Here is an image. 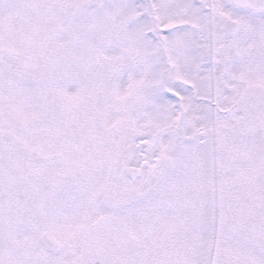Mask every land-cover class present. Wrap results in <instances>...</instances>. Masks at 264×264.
<instances>
[{
	"label": "snow or ice",
	"instance_id": "snow-or-ice-1",
	"mask_svg": "<svg viewBox=\"0 0 264 264\" xmlns=\"http://www.w3.org/2000/svg\"><path fill=\"white\" fill-rule=\"evenodd\" d=\"M0 264H264V0H0Z\"/></svg>",
	"mask_w": 264,
	"mask_h": 264
}]
</instances>
